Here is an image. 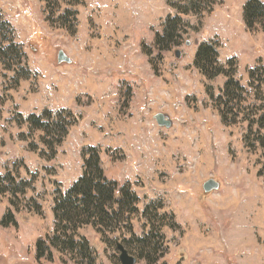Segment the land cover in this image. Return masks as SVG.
I'll return each mask as SVG.
<instances>
[{
    "label": "rangeland",
    "instance_id": "374dc122",
    "mask_svg": "<svg viewBox=\"0 0 264 264\" xmlns=\"http://www.w3.org/2000/svg\"><path fill=\"white\" fill-rule=\"evenodd\" d=\"M246 1L211 0V12L183 14L186 33L163 51L155 35L186 0H56L55 22L42 0H0L19 44L10 55L17 74L0 59V175L15 178L0 180V187L18 190L0 192V264H90L52 246L53 261L36 259V242L48 243L55 232L57 192L82 176L90 147L99 150L106 177L140 198L139 211L129 215L137 236L129 242L125 227L105 235L92 225L77 230L95 264H122L117 241L136 264H148L137 246L151 231L163 236L161 251L150 256L156 264H264V148L246 146V122H222L207 88L218 96L226 77L209 80L194 66L199 44L212 42L219 62L234 66L251 90L248 71L264 66V32L247 28ZM66 8L75 14L62 27L57 16ZM60 50L70 64L58 62ZM254 103L249 98L242 106ZM46 109H69L77 120L54 158L40 143L42 133L23 121ZM160 113L171 127L158 125ZM248 113L242 110L241 118ZM209 179L220 188L205 195ZM200 209L206 246L177 218ZM9 210L17 227L1 225Z\"/></svg>",
    "mask_w": 264,
    "mask_h": 264
},
{
    "label": "trees",
    "instance_id": "16d2710c",
    "mask_svg": "<svg viewBox=\"0 0 264 264\" xmlns=\"http://www.w3.org/2000/svg\"><path fill=\"white\" fill-rule=\"evenodd\" d=\"M46 3L48 11V20L55 22L54 10L52 5L56 0H42ZM71 4L75 5L81 0H71ZM187 4L177 5L175 15H169L163 25L162 32L155 35V45L159 49L170 50L173 44H178L183 33V28L188 25L182 15H188L191 12L203 13V10L212 11L211 0H186ZM71 9L66 8L57 19L61 21L62 27L71 16ZM75 14V12H73ZM243 18L248 29L260 28L264 32V0H247L243 7ZM8 28V32H7ZM6 29V31H5ZM8 33V38H7ZM212 42L200 43L194 57V66L199 69L202 74L209 80H214L219 76H225V84L218 96H215L213 90L207 88V93L215 102L221 120L226 125H235L239 122L247 123V134H245V144L247 147L257 149L258 146L264 148V66L257 65L248 71V84L251 89L242 85L236 77V69L228 68L219 62L218 47L212 45ZM19 44L16 43L15 29L7 21H3L0 13V59L11 64L13 60L10 55L18 50ZM147 54L151 55L147 52ZM9 62V63H8ZM234 59H230L229 63H233ZM233 65V64H232ZM11 64L7 69L16 68ZM29 75L23 76L21 79L28 78ZM252 98L256 103L251 106H242L243 102ZM243 111L249 113L241 118ZM31 130L40 131V143L45 150H50V157L56 155L57 146L68 135L71 127L76 123V115L69 109H61L58 111L43 110L41 113H32L23 118ZM37 149V146L32 148ZM43 150L40 154L44 155ZM264 174V160L259 175ZM9 179L11 184L15 183V178L9 172L5 176L0 175V180ZM24 183V182H23ZM27 185V184H26ZM11 191L12 196H16L18 190L7 187H0L1 193ZM25 190H22L23 192ZM13 197L9 199V203L16 207ZM140 201L139 196L131 191L127 186L119 187L115 180L108 179L101 165L99 150L90 147L85 151L84 171L65 192L58 191L54 201L55 216V232L51 236L48 243L43 240L36 242V259H47L53 261L50 247L56 248L62 254L78 255L82 260L95 264L88 246V241L83 237L76 239L77 230L84 225H92L102 235L106 233H117L123 227L126 232L131 233L132 239L137 237L133 233L130 221V214L138 212L137 204ZM150 211V205L146 206L143 212L147 216ZM1 225L4 227L15 226L17 222L13 213L9 210L1 219ZM176 224L169 228H175ZM154 230V228H153ZM159 233H149L146 238H138L139 246L137 252L139 257L147 260L148 264H156L158 261L151 258L153 253L161 251L163 236ZM127 242V241H126ZM76 260V258H73ZM82 264V263H81Z\"/></svg>",
    "mask_w": 264,
    "mask_h": 264
},
{
    "label": "water",
    "instance_id": "95a60500",
    "mask_svg": "<svg viewBox=\"0 0 264 264\" xmlns=\"http://www.w3.org/2000/svg\"><path fill=\"white\" fill-rule=\"evenodd\" d=\"M189 45V43H187ZM176 56L177 58L181 57L180 50H176ZM58 62L60 64L67 63L70 64L72 60L67 56V54L60 50L58 53ZM155 119L157 120V123L161 127L169 128L172 125V122L169 118H167L164 114H157L155 116ZM204 194H209L212 191L218 190L220 188V183L216 179H209L202 185ZM117 247L120 250L119 259L121 260L122 264H136L137 258L135 256H132L129 254L128 250L125 248L123 244L117 241Z\"/></svg>",
    "mask_w": 264,
    "mask_h": 264
},
{
    "label": "crops",
    "instance_id": "0c3cea01",
    "mask_svg": "<svg viewBox=\"0 0 264 264\" xmlns=\"http://www.w3.org/2000/svg\"><path fill=\"white\" fill-rule=\"evenodd\" d=\"M178 215V213H176ZM178 221L181 225H185V221H188V226L192 228V231L194 232L195 236V241L198 242L200 245L203 244L206 246L207 243H204V234L201 235V209L198 210L197 212L191 210L188 213L185 214H179L177 216ZM191 238L187 242H189ZM215 243V242H214Z\"/></svg>",
    "mask_w": 264,
    "mask_h": 264
}]
</instances>
